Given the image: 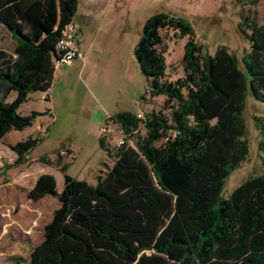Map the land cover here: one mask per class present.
<instances>
[{
    "label": "trees",
    "instance_id": "16d2710c",
    "mask_svg": "<svg viewBox=\"0 0 264 264\" xmlns=\"http://www.w3.org/2000/svg\"><path fill=\"white\" fill-rule=\"evenodd\" d=\"M77 4L0 0V24L14 41L12 52L0 46V139L11 129L30 126L38 115H21L16 109L29 92L48 88L55 44ZM238 27L250 43L243 67L225 46L212 55L204 51L183 18L156 12L144 21L134 57L149 96H164L163 108L143 112L142 118L133 111L109 117L125 140L113 154L106 149L113 164L99 171L94 184L66 174L59 160L60 192L53 175L36 178L27 197L51 195L58 206L25 264H264V170L222 196L226 178L249 151L243 119L246 93L264 103V20L258 24L246 14ZM165 28L188 38L183 75L175 80H166L159 50ZM11 91L16 96L8 102ZM256 125L264 169V123ZM140 126L145 134L130 145ZM38 140L29 137L8 145L16 155L12 165ZM103 140L100 136L102 148Z\"/></svg>",
    "mask_w": 264,
    "mask_h": 264
},
{
    "label": "rangeland",
    "instance_id": "374dc122",
    "mask_svg": "<svg viewBox=\"0 0 264 264\" xmlns=\"http://www.w3.org/2000/svg\"><path fill=\"white\" fill-rule=\"evenodd\" d=\"M89 12L94 14L92 23L86 26L83 16ZM156 12L187 20L195 32L193 40L201 44L204 51L212 55L218 46H225L237 56L243 67L242 57L250 43L238 22L242 16L250 14L258 24L261 23L264 20V0L257 4H249L246 0H78L72 20L81 25L80 33L90 56L84 72L73 75V79L66 82L69 110L63 118L53 120L44 108L43 100L33 94L35 91L29 92L32 98L20 103L16 111L29 115L30 110L35 109L38 115L30 126L11 129L0 140L1 143L29 137L39 139L20 163L0 166V264H17L16 260L25 264L31 248L42 239L48 214L35 213L33 221L23 215L27 190L40 174L53 175L58 183L56 189L60 191L63 175L55 161L65 165L66 174L91 184L96 182L102 159L109 166L112 164V159L100 148L99 129L103 128V136L111 151L118 145L120 136L112 120L100 117L97 99H101V93L113 101L120 96V106L133 112L163 108L164 96H149L147 79L134 57V46L144 20ZM160 34L163 44L159 50L166 62L165 78L175 80L183 75L181 58L188 38H179L170 28L161 29ZM90 42L92 47L88 46ZM13 45L11 36L0 24L1 48L12 52ZM14 98L15 91H11L6 101L11 102ZM164 112L168 114L169 109ZM243 119L248 155L226 178L223 197L248 177L264 170L257 147L261 133L256 125L264 123V103L255 100L249 92L244 99ZM144 134L145 129L140 126L128 143L133 145L136 136ZM0 157L10 162L15 155L11 150H4ZM41 158H49L51 162L43 163ZM11 178L14 183L8 184Z\"/></svg>",
    "mask_w": 264,
    "mask_h": 264
},
{
    "label": "crops",
    "instance_id": "0c3cea01",
    "mask_svg": "<svg viewBox=\"0 0 264 264\" xmlns=\"http://www.w3.org/2000/svg\"><path fill=\"white\" fill-rule=\"evenodd\" d=\"M93 14H94V12H89L88 15L83 16V20H84V23L86 26H89L92 23ZM74 24L76 26L78 47H79V51L82 53V58L76 57L68 64L57 65L55 63V56H53L51 59L52 70H51L49 77L47 78L49 81L48 88H46L45 90H37V91H35V93H33V94H36V96L38 97V99L40 101L43 100V102L45 104L44 108L48 111V113H50L49 116H51V119H53V120L59 119L60 117L63 118L66 115L67 111L69 110L70 99L68 98V93L66 92L68 89V86L66 84L67 80L71 81V79H73V77H74L73 75H77V74L81 75V73L84 72L85 68L87 67V64L89 63V56H90L89 54L90 53H87V45H85L82 34L80 33V31H81L80 26L81 25L77 22ZM80 34H81V36H80ZM88 44H89L88 46H90V47L93 46L91 44V42ZM64 77H66V78L63 80ZM86 77H88V73L86 74ZM15 96H16V92H15ZM29 98H32V97L29 96V93H28L26 100H28ZM97 102H98L97 106H98L99 110L101 111L100 117H103L104 120L109 119V117L111 115L118 113V112L132 111V110L122 108L120 106V96L115 98L113 101V99H111L110 97L105 96L101 93V99L98 98ZM30 111L32 112V111H37V110L34 109V110H30ZM135 112L143 114L144 111H135ZM98 120L101 121L100 118H98ZM12 130H14V129H12ZM99 132H100L99 137L103 136V128L102 127L99 129ZM6 134H4V136ZM4 136L0 139L1 141L4 138ZM99 137H98V139H99ZM21 141H23V140H21ZM16 142H18V141L1 142L0 143V153H2L4 150H11L8 145H12ZM103 143H104V148H102V147H100V148L102 150H104L105 153H107L106 149H109V146L106 144L105 138L103 140ZM109 150H110V153L113 154L115 147L112 151H111V149H109ZM14 155H15V153H14ZM107 155H108V153H107ZM108 156L110 157V159H112V164H113V160H114L113 155H108ZM15 158H16V155L10 162H7L4 160L3 157H0V161L3 160V163H1L0 166H2V167L12 166V162ZM49 162H51L50 159H49ZM100 164H101L100 165L101 168L97 169L98 173L100 170L105 171L108 167H110L112 165V164H110V166H109V164H107V162L103 159L101 160ZM58 167L59 166H57V168ZM13 181H14V178L13 179L11 178L10 182H8V184H13L14 183ZM34 182H33V184H34ZM33 184L29 186V189L33 186ZM57 186H58V183L56 181V187ZM62 186H63V182H62ZM56 191L60 192L61 190L59 191L58 189H56ZM26 198H27V203L25 204L26 209L23 211V215L28 220L33 221L35 213H40V214L47 213L48 219L46 220V222H48L51 218L53 210L58 206V201H57L56 197L51 196V195H45L38 200H31L27 197V193H26Z\"/></svg>",
    "mask_w": 264,
    "mask_h": 264
},
{
    "label": "built area",
    "instance_id": "2783aa9c",
    "mask_svg": "<svg viewBox=\"0 0 264 264\" xmlns=\"http://www.w3.org/2000/svg\"><path fill=\"white\" fill-rule=\"evenodd\" d=\"M55 63L65 65L70 63L74 58H82L79 51L76 26L74 22L69 21L63 28L61 36L55 44ZM142 113H137V117L142 118ZM120 140L118 146L124 143V135L118 130Z\"/></svg>",
    "mask_w": 264,
    "mask_h": 264
}]
</instances>
